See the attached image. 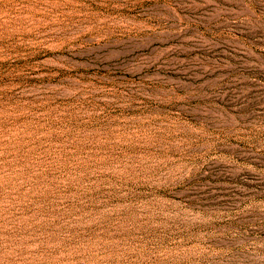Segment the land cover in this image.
<instances>
[{
	"label": "rangeland",
	"instance_id": "1",
	"mask_svg": "<svg viewBox=\"0 0 264 264\" xmlns=\"http://www.w3.org/2000/svg\"><path fill=\"white\" fill-rule=\"evenodd\" d=\"M0 264H264V0H0Z\"/></svg>",
	"mask_w": 264,
	"mask_h": 264
}]
</instances>
